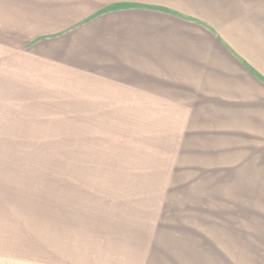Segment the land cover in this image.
Returning <instances> with one entry per match:
<instances>
[{
	"label": "rangeland",
	"instance_id": "rangeland-1",
	"mask_svg": "<svg viewBox=\"0 0 264 264\" xmlns=\"http://www.w3.org/2000/svg\"><path fill=\"white\" fill-rule=\"evenodd\" d=\"M24 4L0 11V252L15 264H235V248H264V102L208 108L184 77L167 86L144 68L134 44L71 28L91 15L73 0Z\"/></svg>",
	"mask_w": 264,
	"mask_h": 264
},
{
	"label": "crops",
	"instance_id": "crops-1",
	"mask_svg": "<svg viewBox=\"0 0 264 264\" xmlns=\"http://www.w3.org/2000/svg\"><path fill=\"white\" fill-rule=\"evenodd\" d=\"M31 1L2 0L0 11L8 15L6 7H10V16H17L16 6L25 2L28 11ZM73 1L79 6L76 12L91 15L81 26L80 14H77L79 22L72 18L76 24L70 25L71 28L109 33L111 37L106 38L111 42L113 39L122 45L128 42L130 52L134 44L136 60L145 61L144 68L162 69L158 76L165 78L162 80L167 86L173 84L174 77H184L186 87L197 86L204 91L206 95L201 100L209 103L208 108H235V103L264 102V0H135L134 9L126 6L128 0ZM113 3L120 6L103 10ZM61 7L47 10L46 5L41 7V12L50 11L55 16L54 21L59 23L64 21V14L59 13ZM19 17L29 20L28 14ZM5 24L10 21L1 23ZM183 30L184 35H179ZM76 35L78 44L82 39ZM38 40H23L21 45L12 42L25 47L28 42L27 46ZM34 53L37 52H25L23 59H36ZM174 54L179 56L176 63L180 68V62H184L183 73H170L168 59L174 60ZM151 83L156 84V80L152 79ZM245 106L249 105L241 107ZM184 242L187 247L190 241ZM153 248L152 245L149 248L150 256L156 253ZM242 252L245 257L240 259ZM14 256V252H0V264H15ZM134 264L142 263L136 261ZM235 264H264V248H235Z\"/></svg>",
	"mask_w": 264,
	"mask_h": 264
}]
</instances>
